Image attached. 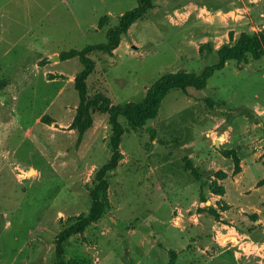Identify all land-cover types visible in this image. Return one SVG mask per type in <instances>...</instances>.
I'll use <instances>...</instances> for the list:
<instances>
[{
  "label": "rangeland",
  "instance_id": "1",
  "mask_svg": "<svg viewBox=\"0 0 264 264\" xmlns=\"http://www.w3.org/2000/svg\"><path fill=\"white\" fill-rule=\"evenodd\" d=\"M152 5L111 55L88 54L89 98L140 103L162 75L199 74L241 33L264 34V0ZM135 6L0 0V264H58L57 235L88 213L111 129L97 110L82 136L73 128L83 67L65 55L105 43ZM119 122L109 207L66 241L62 264H264V57L226 62L202 90L170 91L143 129Z\"/></svg>",
  "mask_w": 264,
  "mask_h": 264
},
{
  "label": "trees",
  "instance_id": "2",
  "mask_svg": "<svg viewBox=\"0 0 264 264\" xmlns=\"http://www.w3.org/2000/svg\"><path fill=\"white\" fill-rule=\"evenodd\" d=\"M152 6V0H136L135 8L122 14L118 18L116 26L107 31L105 43L90 45L79 52H69L65 55L66 58L77 56L83 67L74 79V87L79 97V103L72 123L73 128L77 129L79 136H82L83 132L91 126L92 111L97 110L108 116L111 134L108 142L110 157L95 174L97 184L91 193L92 202L88 213L70 218L74 222L56 237L55 251L57 259L60 260L58 264H62L60 256L66 241L99 220L109 207L107 183L104 178L116 168L118 161L121 159L119 144L123 128L119 119H124L133 130L143 129L147 122L156 119L161 102L170 91L180 90L185 93L188 88L202 90L205 88L207 80L215 71L223 69L226 62L234 61L237 68L241 69L250 60L257 61L264 57V34L241 33L232 44H224L217 49V62L215 64L206 66L199 74L177 71L162 75L147 89L145 97L140 103H128L124 106L112 105L102 93H96L89 98L85 81L93 71L94 64L88 58V54L100 52L111 55L118 47L121 36L126 34L132 24L152 9ZM106 20V16L101 18L98 22V27H103ZM149 131L151 138H153L154 130L149 129ZM188 169L190 170L191 168L189 167Z\"/></svg>",
  "mask_w": 264,
  "mask_h": 264
},
{
  "label": "water",
  "instance_id": "3",
  "mask_svg": "<svg viewBox=\"0 0 264 264\" xmlns=\"http://www.w3.org/2000/svg\"><path fill=\"white\" fill-rule=\"evenodd\" d=\"M58 59V57L55 55V56H52V57H50L48 60L49 61H56Z\"/></svg>",
  "mask_w": 264,
  "mask_h": 264
}]
</instances>
